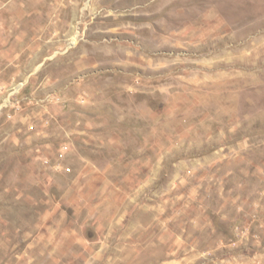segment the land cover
<instances>
[{"label":"rangeland","instance_id":"1","mask_svg":"<svg viewBox=\"0 0 264 264\" xmlns=\"http://www.w3.org/2000/svg\"><path fill=\"white\" fill-rule=\"evenodd\" d=\"M0 264H264V0H0Z\"/></svg>","mask_w":264,"mask_h":264},{"label":"bare ground","instance_id":"2","mask_svg":"<svg viewBox=\"0 0 264 264\" xmlns=\"http://www.w3.org/2000/svg\"><path fill=\"white\" fill-rule=\"evenodd\" d=\"M17 1L19 2L20 0H14L15 3H16ZM11 4H12V3H11ZM17 7H18V6H17Z\"/></svg>","mask_w":264,"mask_h":264}]
</instances>
